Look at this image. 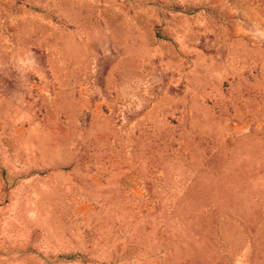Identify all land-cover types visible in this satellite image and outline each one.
<instances>
[{
  "label": "rangeland",
  "instance_id": "rangeland-1",
  "mask_svg": "<svg viewBox=\"0 0 264 264\" xmlns=\"http://www.w3.org/2000/svg\"><path fill=\"white\" fill-rule=\"evenodd\" d=\"M0 264H264V0H0Z\"/></svg>",
  "mask_w": 264,
  "mask_h": 264
}]
</instances>
